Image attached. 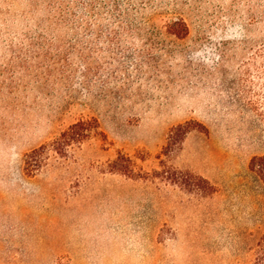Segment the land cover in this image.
Instances as JSON below:
<instances>
[{"label":"rangeland","instance_id":"rangeland-1","mask_svg":"<svg viewBox=\"0 0 264 264\" xmlns=\"http://www.w3.org/2000/svg\"><path fill=\"white\" fill-rule=\"evenodd\" d=\"M83 1L0 0V264H253L264 0H129L122 23ZM80 120L98 129L27 176Z\"/></svg>","mask_w":264,"mask_h":264},{"label":"trees","instance_id":"trees-1","mask_svg":"<svg viewBox=\"0 0 264 264\" xmlns=\"http://www.w3.org/2000/svg\"><path fill=\"white\" fill-rule=\"evenodd\" d=\"M122 2L128 4L127 7H130L129 0H109V1L90 0L88 2H85V1L80 2V6L86 9L89 15L91 16V18L94 20H97L98 13L100 12L103 13L104 10H107L108 13H110L117 20H119V23H122L125 20V15L129 13L127 7L123 10L121 6ZM72 15H75V14H72ZM58 18L60 22H65L67 24L70 22V20L68 19V16H66L64 12H61ZM79 25L80 27H82V30H84L85 33L87 34L94 33L96 31V34H97V28H93L92 23H89V24L81 23ZM168 31L172 34L181 36L188 31V27L183 20H179V21L173 22L171 26H169ZM183 127L184 126H180L179 128L181 129ZM93 129H98V124L96 120H92V121L91 120H80L72 124L67 130L61 133L59 138L53 141L51 144L43 145L39 148H36L30 151L29 153L25 155V161H24L25 174L27 176L36 175L35 172H37L40 168L43 167V164L45 163L47 159L45 157L47 149L54 151L56 154L62 157H67L68 151L71 148H73L75 145L79 146L80 144L84 143L91 137V133ZM186 133H187V130L184 132V134ZM115 166H117V168H115L117 172H120L121 174L128 173L126 172L124 167L119 168L120 166L117 163L115 164ZM249 170L253 174H255L256 177L264 185V155L254 157L249 164ZM195 185H196L198 194H200L201 196L205 195L207 190L208 191L210 190V192L214 190V187L210 185L205 179H202V178L197 179V182L194 184V189H195ZM258 247H259L258 256L255 259V262L253 264H264V233L258 242Z\"/></svg>","mask_w":264,"mask_h":264},{"label":"crops","instance_id":"crops-1","mask_svg":"<svg viewBox=\"0 0 264 264\" xmlns=\"http://www.w3.org/2000/svg\"><path fill=\"white\" fill-rule=\"evenodd\" d=\"M6 213L0 215V228H9L13 224V220L7 216Z\"/></svg>","mask_w":264,"mask_h":264}]
</instances>
